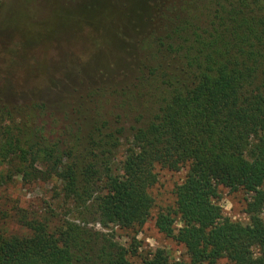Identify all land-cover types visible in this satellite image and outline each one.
I'll return each instance as SVG.
<instances>
[{
    "label": "trees",
    "instance_id": "trees-1",
    "mask_svg": "<svg viewBox=\"0 0 264 264\" xmlns=\"http://www.w3.org/2000/svg\"><path fill=\"white\" fill-rule=\"evenodd\" d=\"M184 4L181 15L160 13L165 27L148 60L142 28L134 16L124 18L120 30L133 31V52L125 55L121 45L111 73L98 69L85 78L93 113L85 134L75 106L51 112L1 93L0 164L18 165L25 181L56 178L66 199H92L103 227L115 215L127 229L150 217L155 170H185L173 206L159 211L154 225L184 247L189 262L170 263L156 250L142 264H264V0ZM116 6L124 12L127 5ZM143 24L153 33L155 14ZM6 67L1 62L0 73ZM219 187L250 195L249 225L222 219ZM91 242L75 224L0 234V264H128L115 242L103 239L97 252Z\"/></svg>",
    "mask_w": 264,
    "mask_h": 264
},
{
    "label": "rangeland",
    "instance_id": "rangeland-1",
    "mask_svg": "<svg viewBox=\"0 0 264 264\" xmlns=\"http://www.w3.org/2000/svg\"><path fill=\"white\" fill-rule=\"evenodd\" d=\"M0 2V63L7 64L6 74L0 73V94L5 92L7 99L17 103H42L51 112L72 110L75 106V110L79 109L78 118L84 134L89 131L93 116L92 105L86 99L85 78H92L98 69L111 73L121 54V45H125V55L133 52V31L120 30L124 18L130 22L134 16L137 27L142 28L139 42L144 52L142 57L148 60L151 44L155 47V36L162 34V27H165L160 13L164 11L166 16L174 17L181 15L186 7L184 0ZM117 3L127 5L124 12ZM190 7L195 9L196 3ZM152 14H155L157 25L153 33L143 24ZM84 93L82 98H73ZM115 164L118 166L117 162ZM35 168L45 172L46 166L38 161ZM18 169V165L0 164V234L26 236L32 234L34 227L54 233L62 226L75 224L84 234L92 235L94 251L99 250L103 239L125 249L128 264H142L156 250H162L170 263L189 262L184 247L160 234L154 225L157 213L173 206L174 192L181 187L185 170H155L157 182L149 191L153 199L150 217L142 227L127 229L121 227L115 215L103 227L92 199L85 203L66 199L64 184L56 178L25 181ZM217 193L216 203L222 210V219L249 225L246 204L250 195L222 187ZM259 217L264 221V208ZM179 227L177 224L176 228ZM252 251L257 253L256 248ZM214 264L233 263L220 259Z\"/></svg>",
    "mask_w": 264,
    "mask_h": 264
}]
</instances>
